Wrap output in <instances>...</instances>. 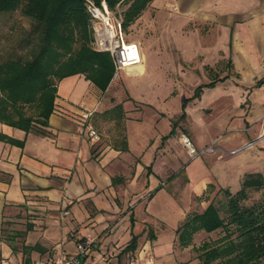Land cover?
Wrapping results in <instances>:
<instances>
[{
    "label": "crops",
    "instance_id": "1",
    "mask_svg": "<svg viewBox=\"0 0 264 264\" xmlns=\"http://www.w3.org/2000/svg\"><path fill=\"white\" fill-rule=\"evenodd\" d=\"M220 3V11L228 12L222 48L216 43L207 49L194 35L179 38L177 47L176 38H167L169 46L181 54L180 63L166 47L160 50L167 54L166 60L145 79L147 50L140 40L133 41L140 48L141 69L137 76L120 72L137 84L123 89L125 101L106 97L110 85L100 91L83 75L69 76L56 85L45 135L25 134L0 123L1 136L23 143L19 147L0 140V233L3 223L20 233L31 226L24 238L16 237L12 244L0 238V264L45 263L60 252L73 257L76 244L87 237L94 242L81 258L82 264H129L131 260L144 264L148 258L154 264L182 261L180 253L174 254L176 230L196 201L205 204L203 210L210 204L201 198L212 191L209 187L218 186L211 167L224 156L191 160L180 146V137L188 135L199 150L217 141L225 152L221 98L229 92L224 89L233 80V87L248 96L256 82L237 86L234 78L241 76L233 72L234 76L201 81L197 70L219 64L220 50L230 71L241 65V59L249 69L253 67L239 36H245L247 47L254 42L264 46L260 36L264 13L251 16L254 20L237 31L235 1ZM251 11V5L244 8L246 20ZM183 65L190 69L180 72L185 90L178 92L175 81L164 74ZM90 112V118L82 119ZM89 126L100 135L98 142L87 135ZM243 141L239 137L227 145ZM35 245L37 250L23 254V246Z\"/></svg>",
    "mask_w": 264,
    "mask_h": 264
},
{
    "label": "trees",
    "instance_id": "2",
    "mask_svg": "<svg viewBox=\"0 0 264 264\" xmlns=\"http://www.w3.org/2000/svg\"><path fill=\"white\" fill-rule=\"evenodd\" d=\"M91 1L97 5L104 1L112 11L127 6L122 13L125 32L152 0ZM12 14L24 17L29 27L23 29L13 45L0 50V123L25 134L45 135L43 129L54 111L57 83L69 76L83 75L94 87L105 91L113 79L114 66L107 54L92 49L91 23L84 0H0V17ZM14 26L3 28L0 44L9 40ZM262 86L264 79L257 80L252 89ZM115 110L118 113L121 108L117 106ZM0 140L23 146L1 135ZM262 188L264 176L255 174L248 175L241 190L234 194L222 190L224 202L211 201L199 214L185 216L176 230L178 245L186 248L201 231L206 234L221 231L222 238L214 243L204 242L195 249L202 264H264V198L246 204L249 193ZM5 227L0 238L9 244L16 237L24 238L31 228L29 225L23 233H7ZM37 248L23 246L22 251L27 255Z\"/></svg>",
    "mask_w": 264,
    "mask_h": 264
},
{
    "label": "rangeland",
    "instance_id": "3",
    "mask_svg": "<svg viewBox=\"0 0 264 264\" xmlns=\"http://www.w3.org/2000/svg\"><path fill=\"white\" fill-rule=\"evenodd\" d=\"M234 1L236 3L234 24H237V31L244 30V27L247 25L246 23L251 19L254 20L255 17L253 18L251 16L261 17V13H264V11H262V9H264V0ZM220 2L221 0H152L150 2L146 10L137 17L136 21L124 32L128 41L133 42L135 40H140L143 43V47L147 50L145 79L152 77V73L158 68L157 66L161 65V61L166 60L167 54L160 52V50H165L166 47L171 51L173 50L177 64L180 63L181 54H179L176 49L169 46V39L167 38L179 39L194 35L195 39H199L207 49L213 48L216 43L218 48L223 47L220 42L223 38L222 33L224 28L227 26L225 15L227 16L228 12L223 10V8L220 11L222 7V3ZM249 5H251L252 11L250 12L249 19L246 20L247 18H244L243 11L244 8L247 6L249 7ZM126 7L127 6L117 7L114 12H118L122 18V13ZM14 24L16 26H14L15 29L11 37L7 40L8 42L5 41L0 44V50L5 47L9 48L13 45L16 40L20 39L19 37L23 29L29 27L28 21L24 17H21L20 14L0 17V36L3 34L1 32H3L4 27L8 25L13 26ZM260 36L262 41H264V33ZM176 39L175 46L177 47L181 43L179 42L180 39ZM239 39L240 44L243 45L245 49L248 48L247 52L251 56L254 66L249 69L244 65L243 59H241L240 56L241 65L235 67L233 71H230L226 66V57L224 53L221 52L222 50H220L218 51V57L220 58L218 59L219 64H216L213 68L204 67L202 70H197V75L200 77L201 81H209L217 77L221 79L227 74L234 76L231 72L239 73L241 76L239 79L233 77L237 83L234 84L237 86L238 84H243L249 87L252 86L255 81L264 79V46L260 47L259 44L254 42L250 43V46L247 47L245 44V36H239ZM183 67L184 68L179 67L176 72L164 74L167 78L175 81L176 90L175 88L174 90L178 92L181 91V89L185 90L184 75H181V73L190 69L187 65H183ZM159 75L160 74H158V76ZM114 78L115 79L109 86L108 95L106 97L112 100L125 101L123 89L127 88V90H129L128 86H136L137 84L136 82H128V77L125 74L120 76L119 73L118 76ZM239 80L240 83L237 82ZM196 81L198 80L196 79ZM229 81L227 84L229 89H224V92L227 91L229 93L227 96L221 98L225 152L218 147L216 144L217 141H215L211 142L216 149L214 153L199 156L200 158L210 156L211 158L217 159H221L222 156H224L223 161L216 162L214 166L211 167L212 174L216 177L218 186L216 188L214 186L212 191L201 198L204 202L208 201L210 203L213 201L216 204L217 202H224V193L222 190L228 189L234 194L241 190V184L248 175L262 174V176H264V86L252 90V92L246 96V91L243 92L240 91L239 88H234L232 85L233 80ZM224 95H226V93ZM183 135L186 134H182V136ZM186 136L189 138L188 135ZM239 137L244 140L243 143L232 146L227 145V143L236 142L239 140ZM104 140H107V137H104ZM180 146H182L181 141ZM182 149H184L186 153L184 146H182ZM262 198H264V188L255 192L251 191L246 204L251 205ZM196 203L197 205L190 213L199 214L203 211L205 204H201L202 202L200 200L196 201ZM5 229L6 232H10L8 227H5ZM223 236L224 233L221 231L214 232L213 234L200 232L194 237L191 246L186 249L181 248L175 243L173 245L174 254L177 256V254L180 253L179 256H181L182 260L178 264H202L198 259V253L195 249L199 248L204 242L214 243Z\"/></svg>",
    "mask_w": 264,
    "mask_h": 264
},
{
    "label": "built area",
    "instance_id": "4",
    "mask_svg": "<svg viewBox=\"0 0 264 264\" xmlns=\"http://www.w3.org/2000/svg\"><path fill=\"white\" fill-rule=\"evenodd\" d=\"M84 8L91 23L92 49L110 57L114 66V77L129 68L137 67L141 60L140 48L134 42L127 40L121 15L107 7L104 1L97 5L94 1L84 0ZM92 114L93 112L83 114L82 119H88ZM87 135L94 142H98L100 139V135L90 126ZM180 141L191 160L201 155H210L216 150L212 144L205 149H196L186 135H183ZM93 242L92 237L79 241L76 244L77 254L73 257L60 252L50 261L45 263L38 261L35 264H82L81 258L85 256ZM129 264H138V262L131 260ZM144 264H154V261L152 258H148Z\"/></svg>",
    "mask_w": 264,
    "mask_h": 264
},
{
    "label": "bare ground",
    "instance_id": "5",
    "mask_svg": "<svg viewBox=\"0 0 264 264\" xmlns=\"http://www.w3.org/2000/svg\"><path fill=\"white\" fill-rule=\"evenodd\" d=\"M140 67H134V68H129L127 71L131 73L132 76H137L138 73L140 72Z\"/></svg>",
    "mask_w": 264,
    "mask_h": 264
}]
</instances>
